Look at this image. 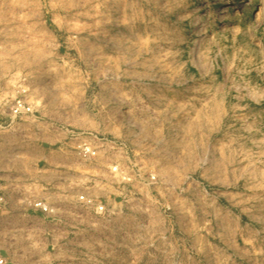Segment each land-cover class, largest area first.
<instances>
[{
    "label": "rangeland",
    "instance_id": "374dc122",
    "mask_svg": "<svg viewBox=\"0 0 264 264\" xmlns=\"http://www.w3.org/2000/svg\"><path fill=\"white\" fill-rule=\"evenodd\" d=\"M0 113L47 120L65 152L107 138L161 181L27 264H264V0H0Z\"/></svg>",
    "mask_w": 264,
    "mask_h": 264
},
{
    "label": "built area",
    "instance_id": "2783aa9c",
    "mask_svg": "<svg viewBox=\"0 0 264 264\" xmlns=\"http://www.w3.org/2000/svg\"><path fill=\"white\" fill-rule=\"evenodd\" d=\"M10 110L15 117L34 113L33 106L23 98L15 100ZM70 140L73 150L68 151L69 156L66 164L71 166L76 174L77 180L73 182V188L78 190L77 194L69 199L66 193L65 195L63 193L58 200H55L38 197L36 184L29 188V196L22 200L23 217L14 223L0 222V233L3 231L1 228L8 225L16 226L17 231L24 225L26 230H32L34 233L40 232L42 236L32 235L29 237L33 245L25 252H12L13 262L27 264L26 256L18 258L15 256L17 253H25V255L31 252L51 254L79 250L80 233L77 226L80 224V212H85L97 220H103L122 212V204L125 202L128 187L141 188L142 192L158 188L161 185L160 178L156 173L143 176L140 171L137 170L136 174V169H131L130 166L124 164L121 161L122 157H118V154H123L122 149L107 138L92 133L73 131ZM63 178L66 180L67 176L64 175ZM148 193L146 199H150ZM112 195L121 199L120 212L116 213V204L114 206L109 204V198ZM4 203V198L0 197V204ZM48 219H54L60 225L57 233H48L45 230V223ZM13 241L20 242L15 238ZM50 243L51 245L47 246ZM14 248L15 246L11 245L10 249ZM9 262L8 258L0 255V264H9Z\"/></svg>",
    "mask_w": 264,
    "mask_h": 264
},
{
    "label": "crops",
    "instance_id": "0c3cea01",
    "mask_svg": "<svg viewBox=\"0 0 264 264\" xmlns=\"http://www.w3.org/2000/svg\"><path fill=\"white\" fill-rule=\"evenodd\" d=\"M58 136L62 137L58 130L49 127L47 120H15L8 113H0V197L5 200L0 204V222L14 223L23 217L22 200L29 196V188L35 184L38 197L58 200L63 193L69 199L75 197L76 174L66 164L69 152L48 144L49 137ZM45 224L48 233L58 232L60 225L56 220L48 219ZM1 229L0 255L8 258L9 264H18L12 261V252H25L33 245L29 237L42 236L40 232L26 230L24 225L18 231L13 225ZM14 238L20 242H14ZM11 245L15 248L10 249Z\"/></svg>",
    "mask_w": 264,
    "mask_h": 264
},
{
    "label": "bare ground",
    "instance_id": "6f19581e",
    "mask_svg": "<svg viewBox=\"0 0 264 264\" xmlns=\"http://www.w3.org/2000/svg\"><path fill=\"white\" fill-rule=\"evenodd\" d=\"M209 13V12H208ZM195 26V25H194ZM196 31L194 32L195 35H198L202 38V43L200 45V48L198 47L195 51V54L197 55V59L198 60V64L201 66H203V62H202V56L206 50V45H207V41H208V37H207V30H206V24H205V20L201 21L198 23L197 27H196ZM193 32V31H192ZM212 33V32H211ZM216 47V46H215ZM205 63V62H204ZM206 67V66H205Z\"/></svg>",
    "mask_w": 264,
    "mask_h": 264
}]
</instances>
